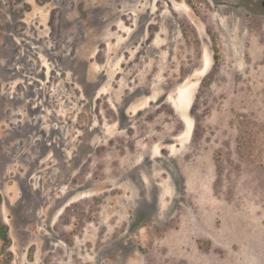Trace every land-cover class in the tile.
I'll use <instances>...</instances> for the list:
<instances>
[{
    "label": "rangeland",
    "instance_id": "rangeland-1",
    "mask_svg": "<svg viewBox=\"0 0 264 264\" xmlns=\"http://www.w3.org/2000/svg\"><path fill=\"white\" fill-rule=\"evenodd\" d=\"M0 196V264H264V0H0Z\"/></svg>",
    "mask_w": 264,
    "mask_h": 264
},
{
    "label": "trees",
    "instance_id": "trees-1",
    "mask_svg": "<svg viewBox=\"0 0 264 264\" xmlns=\"http://www.w3.org/2000/svg\"><path fill=\"white\" fill-rule=\"evenodd\" d=\"M219 57L218 55L214 56V60L218 61ZM2 202V197L0 196V203ZM0 240L2 242V247L3 250L6 251L11 244V239L9 236V230L7 225H5L1 220H0Z\"/></svg>",
    "mask_w": 264,
    "mask_h": 264
},
{
    "label": "bare ground",
    "instance_id": "bare-ground-1",
    "mask_svg": "<svg viewBox=\"0 0 264 264\" xmlns=\"http://www.w3.org/2000/svg\"><path fill=\"white\" fill-rule=\"evenodd\" d=\"M203 68H205V60H204V67Z\"/></svg>",
    "mask_w": 264,
    "mask_h": 264
}]
</instances>
